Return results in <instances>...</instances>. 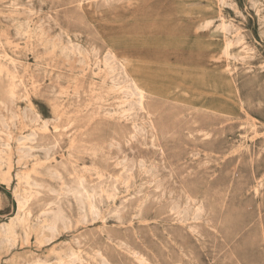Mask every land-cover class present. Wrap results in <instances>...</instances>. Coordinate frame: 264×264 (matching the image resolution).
I'll list each match as a JSON object with an SVG mask.
<instances>
[{
  "label": "rangeland",
  "instance_id": "1",
  "mask_svg": "<svg viewBox=\"0 0 264 264\" xmlns=\"http://www.w3.org/2000/svg\"><path fill=\"white\" fill-rule=\"evenodd\" d=\"M0 72V264H264V0H0Z\"/></svg>",
  "mask_w": 264,
  "mask_h": 264
},
{
  "label": "bare ground",
  "instance_id": "2",
  "mask_svg": "<svg viewBox=\"0 0 264 264\" xmlns=\"http://www.w3.org/2000/svg\"><path fill=\"white\" fill-rule=\"evenodd\" d=\"M241 60H242V59H241ZM104 62H105V61H104ZM107 65H108V63H107ZM4 71H5V70H4ZM5 72H7V71H5ZM9 72H10V71H9ZM120 72H121L122 75L125 76V78L128 80V82H127L128 85H127V86L123 85V86H125L124 88H125V89L130 88V93H131V94H135V92H136L137 95H138V97H137V99H136V100H137V101H136L137 103H135V104H136V105L138 104V106H142V104H143V102H144V99H143V97H144L143 92L138 88V86L135 85V83H133V82L131 81V79H130V77H129V74H128V71L126 70V68H125L124 65H121V70H120ZM120 72H119V74H120ZM7 73H8V72H7ZM117 73H118V72H117ZM0 74H1V72H0ZM10 74H11V73H9V76H10ZM15 76H16V75H15ZM5 77H6V76H5ZM11 77H14V75H13V76L11 75ZM104 77H105V76H104ZM120 77H122V76L118 75V77H117L116 80H118ZM7 78H9V77H7ZM121 79H122V78H121ZM126 79H124L123 81H125ZM11 81H12V80H11ZM110 81H111V80H110ZM119 81H120V80H119ZM121 81H122V80H121ZM129 81H131L132 83H129ZM111 83L113 84L112 81H111ZM117 83H118V82H117ZM119 83H120V82H119ZM127 83H126V84H127ZM8 84H9V83H7V85H8ZM10 84H11V82H10ZM10 84H9V85H10ZM13 84L15 85V81L13 82ZM122 84H124V83H122ZM122 84H121V85H122ZM9 85H8V86H9ZM118 85H119V84H118ZM12 86H13V85H12ZM10 87H11V86H10ZM116 87H117V86H116ZM113 88L115 89V87H113ZM122 88H123V87H122ZM122 88H120L121 92H122V90H123ZM7 89H9V88L7 87ZM4 90H5V89H4ZM11 90H12V89H11ZM14 90H15V88H14ZM14 90H13V91H14ZM115 90H116V89H115ZM117 90H118V89H117ZM13 91H12V92H13ZM9 92H10V91H9ZM9 92H8V93H9ZM4 93H5V92H4ZM13 93H15V92H13ZM5 94H7V93H5ZM11 94H12V93H11ZM8 95H10V94H8ZM13 95H14V94H13ZM6 96H7V95H6ZM10 96H11V95H10ZM10 96H8V97H10ZM14 96H15V95H14ZM12 98H13V97H12ZM12 98H11V99H12ZM133 104H134V103H133ZM54 112H55V111H54ZM149 122H150V120H149ZM150 124H152V123H150ZM150 129H151V127H150ZM153 129H154V128H153ZM136 130H137V129H136ZM137 131H138V130H137ZM137 131H136V133H137ZM134 132H135V131H134ZM132 134H133V133H132ZM133 135H134V134H133ZM133 135H132V136H133ZM130 137H131V136H130ZM133 138H134V136H133ZM22 199H23V198H22ZM19 201H20V200H19ZM20 202H21V201H20ZM18 203H19V202H18ZM23 203H24V202H23ZM21 204H22V203H21ZM18 205L20 206V203H19ZM19 206H18V207H19ZM22 206H23V205H22ZM175 207H176V206H175ZM175 207H174V208H175ZM177 207H178V206H177ZM19 208H20V207H19ZM22 208H23V207H22ZM178 208H179V207H178ZM10 222H12V221H10ZM10 222H9V223H10ZM14 222H15V221H14ZM7 225H8V226H6V228L9 227V224H7ZM11 225H12V227H13V224H11ZM11 225H10V228H11ZM52 225H53V224H52ZM52 225H51V226H52ZM49 227H50V226H49ZM6 228H4V229H6ZM10 228H8V229H10ZM50 229H52V228H50ZM12 230H13V228H12ZM5 231L8 232V233H10L9 230H7V229H6ZM10 231H11V230H10ZM6 232H5V233H6ZM5 233H4V234H5ZM37 233H39V232L37 231V232H36V235H37ZM10 234H12V233H10ZM7 235H8V234H7ZM40 235L44 236L45 234L43 235V234L41 233ZM5 236H6V234H5ZM36 237H37V236H36ZM40 237H41V236H40ZM43 238H44V237H43ZM43 238H42V239H43ZM42 239H41V240H42ZM39 241H40V239H39ZM40 242H41V241H40ZM75 256H76V255H75Z\"/></svg>",
  "mask_w": 264,
  "mask_h": 264
}]
</instances>
